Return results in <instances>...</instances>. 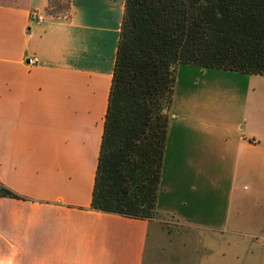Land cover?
<instances>
[{"label": "crops", "instance_id": "obj_1", "mask_svg": "<svg viewBox=\"0 0 264 264\" xmlns=\"http://www.w3.org/2000/svg\"><path fill=\"white\" fill-rule=\"evenodd\" d=\"M124 2L0 0V182L18 196H0L1 264H152L162 225L219 231L183 220L186 175L182 165L166 164L182 157L184 145L172 149L166 139L153 217L90 206ZM31 56L37 62L27 65ZM231 136V180L242 174L253 185L239 193L231 181L224 212L251 211L235 223L249 233L200 234L197 253L199 245L213 254L224 244L230 255L251 233L264 247V132L243 124ZM183 250L172 264H191Z\"/></svg>", "mask_w": 264, "mask_h": 264}, {"label": "trees", "instance_id": "obj_2", "mask_svg": "<svg viewBox=\"0 0 264 264\" xmlns=\"http://www.w3.org/2000/svg\"><path fill=\"white\" fill-rule=\"evenodd\" d=\"M179 63L264 75V0H125L92 209L154 216Z\"/></svg>", "mask_w": 264, "mask_h": 264}, {"label": "rangeland", "instance_id": "obj_3", "mask_svg": "<svg viewBox=\"0 0 264 264\" xmlns=\"http://www.w3.org/2000/svg\"><path fill=\"white\" fill-rule=\"evenodd\" d=\"M243 124L264 132V75L188 63L175 66L166 144L168 147L174 144L175 148L183 144L184 147L182 157H178L175 164H166V169L183 166L181 173L186 175L187 185L180 194H185V207L178 208L184 215L183 220L212 226L219 231L162 225L158 230L159 241L153 249L152 264H168L175 254L179 255L182 247H185L183 254L191 264L200 261L204 264L206 260L209 264H264V247L259 233H251L252 237L246 238L243 244L236 242L230 255L223 248L224 244L213 254L200 249V245L199 252H196V237L200 234H207L204 237L214 233L241 238L249 233L247 228L235 226V223L242 224L251 211L243 210L237 217L232 215L229 218L224 212L231 181L232 187L241 191L239 193L248 192L253 185V178L242 174L231 180L236 149L231 128ZM219 152L222 154L217 157ZM239 160L240 168L242 153ZM192 187L194 191H191ZM191 208L196 209L195 214L189 211ZM150 228L154 230L153 225ZM232 230L234 233H230Z\"/></svg>", "mask_w": 264, "mask_h": 264}, {"label": "built area", "instance_id": "obj_4", "mask_svg": "<svg viewBox=\"0 0 264 264\" xmlns=\"http://www.w3.org/2000/svg\"><path fill=\"white\" fill-rule=\"evenodd\" d=\"M31 19H35L36 21H41L42 17L38 15L36 12H32L30 14ZM37 62V58L35 56L27 57L26 58V64L27 65H33Z\"/></svg>", "mask_w": 264, "mask_h": 264}, {"label": "water", "instance_id": "obj_5", "mask_svg": "<svg viewBox=\"0 0 264 264\" xmlns=\"http://www.w3.org/2000/svg\"><path fill=\"white\" fill-rule=\"evenodd\" d=\"M165 111H167V110H165Z\"/></svg>", "mask_w": 264, "mask_h": 264}]
</instances>
